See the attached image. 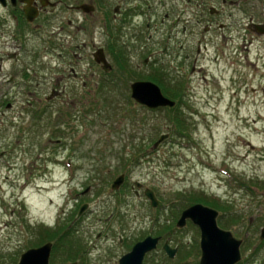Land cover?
<instances>
[{
  "label": "rangeland",
  "instance_id": "1",
  "mask_svg": "<svg viewBox=\"0 0 264 264\" xmlns=\"http://www.w3.org/2000/svg\"><path fill=\"white\" fill-rule=\"evenodd\" d=\"M263 8L264 0H246L245 22L264 18ZM125 37L131 66H117L114 82L99 87L104 79L89 64L92 46L84 51L83 79L58 55L51 61L43 43L26 46L37 59L36 80L11 91L12 108H0V264H17L48 239L57 246L50 264H119L150 235L163 239L145 264H199L200 230L190 222L177 227L182 211L196 203L217 210L219 226L242 240L240 264H264V45L252 53L262 57L257 70L234 51L235 33L219 35L229 60L179 83L176 73L145 63L141 41ZM9 45L4 50L14 49ZM255 72L260 81L252 79ZM139 80L155 82L172 100L182 97L184 106H142L130 90ZM63 86V94L52 92ZM122 174L124 183L113 189ZM166 240L182 246L174 259L161 248Z\"/></svg>",
  "mask_w": 264,
  "mask_h": 264
},
{
  "label": "flooded vegetation",
  "instance_id": "2",
  "mask_svg": "<svg viewBox=\"0 0 264 264\" xmlns=\"http://www.w3.org/2000/svg\"><path fill=\"white\" fill-rule=\"evenodd\" d=\"M245 1L0 0V37L3 39L0 49V87L4 88L0 97V108L4 105L12 108L13 89L32 88V82L36 80L37 59L26 46L35 41L43 43L47 50L44 51L51 61L58 55L62 59L60 64L68 67L71 74L78 79H83L85 75L81 68L84 66V51L86 47L92 46L89 64L95 66L100 79H104L96 82L97 87L102 82H114L117 66L120 69L131 66L128 61L133 55L127 53L130 50L129 39L125 37L127 35L141 41L137 44V49L148 53L149 57L144 60L146 64L158 65L162 73H176L179 83H184V80L189 79V74L197 71L206 74L213 62L221 64L229 60L227 49L223 52L220 50V42L217 40L219 35L226 38L235 33L238 45L234 47V51L238 57H246L248 63L258 70L262 57L260 52L257 57L252 56V53L255 48L264 45V34L261 32L264 18L249 17L245 22ZM237 14H242L240 21L235 19L229 22V18ZM261 15H264V11ZM225 31H230L231 34L227 35ZM144 36H147V40L142 41ZM97 39L99 43L96 42ZM148 40L152 42L150 46L146 42ZM9 42L14 47L12 51L4 50L10 46ZM153 47L156 50L149 52ZM255 75L252 79L260 81L261 77L256 72ZM83 83L86 84V81ZM245 85L246 81L243 80L241 88ZM253 85L252 81L251 88L255 92L257 89ZM52 90L55 94H63L65 87L61 90L54 87ZM176 102L174 107L180 110L184 106L182 97ZM260 117L259 114L254 121H259ZM84 211L79 213L83 214ZM189 222L194 225L190 220L187 224ZM39 228L43 230L42 227ZM153 237H161L160 242L155 250L146 254L143 264L151 253L160 248L162 236ZM48 242L53 244L50 264L53 251L57 248L56 243L48 239L34 244L31 248H39ZM166 242L178 249L177 257L182 249L181 244L174 246L169 240L164 244ZM164 244L161 248L170 258ZM195 251L197 253L196 247ZM73 263L78 264V261L71 264Z\"/></svg>",
  "mask_w": 264,
  "mask_h": 264
},
{
  "label": "water",
  "instance_id": "3",
  "mask_svg": "<svg viewBox=\"0 0 264 264\" xmlns=\"http://www.w3.org/2000/svg\"><path fill=\"white\" fill-rule=\"evenodd\" d=\"M264 34V27L261 30ZM106 70L109 68L106 67ZM132 98L150 109L170 106L173 107L176 101L168 98L162 92L161 87L153 81L139 80L131 83ZM162 136L156 143L161 142ZM124 183V175H120L112 184L113 189H118ZM145 195L151 201L153 207H157L159 201L151 189L145 190ZM87 207L84 206L80 213ZM219 212L201 203L193 204L185 208L177 222V226L183 228L190 220L201 232V259L199 264H238L241 259L242 240L234 234L223 229L218 224ZM260 238L264 240V227L261 230ZM161 237L148 236L142 241L137 242L132 250L124 255L120 264H143L148 252L155 250ZM52 242H48L39 248L28 249L21 255L18 264H49L52 251ZM164 249L170 258H174L178 251L177 248L170 246L168 242L164 244ZM77 264V263H73Z\"/></svg>",
  "mask_w": 264,
  "mask_h": 264
},
{
  "label": "trees",
  "instance_id": "4",
  "mask_svg": "<svg viewBox=\"0 0 264 264\" xmlns=\"http://www.w3.org/2000/svg\"><path fill=\"white\" fill-rule=\"evenodd\" d=\"M153 80H155V81H157L156 79H153ZM158 82V81H157ZM248 187V186H247ZM215 199V198H214ZM211 202V204H213V205H215L216 206V204H217V202L216 201H210ZM63 238V237H62ZM60 240H61V238H60ZM68 242V241H67ZM196 249H197V251H198V253H199V255H200V244L199 243H197L196 244ZM241 263V261L238 263V264H240Z\"/></svg>",
  "mask_w": 264,
  "mask_h": 264
}]
</instances>
